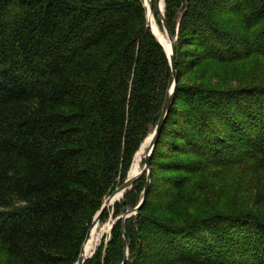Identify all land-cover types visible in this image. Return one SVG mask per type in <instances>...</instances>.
I'll return each instance as SVG.
<instances>
[{
    "label": "trees",
    "instance_id": "1",
    "mask_svg": "<svg viewBox=\"0 0 264 264\" xmlns=\"http://www.w3.org/2000/svg\"><path fill=\"white\" fill-rule=\"evenodd\" d=\"M164 6L177 85L150 190L138 214H117L111 256L101 244L84 264H264V71L182 81L207 62H264V0ZM171 78L144 0H0V264L78 263ZM249 163L263 173L252 202L242 200L252 185L240 196ZM146 185L143 175L126 193L132 209Z\"/></svg>",
    "mask_w": 264,
    "mask_h": 264
},
{
    "label": "rangeland",
    "instance_id": "2",
    "mask_svg": "<svg viewBox=\"0 0 264 264\" xmlns=\"http://www.w3.org/2000/svg\"><path fill=\"white\" fill-rule=\"evenodd\" d=\"M156 3H157V0H156ZM146 8H148V7H146ZM150 10L153 13L152 6H151ZM153 17H154V20H156L158 23L159 21L157 20L154 13H153ZM147 18L149 20V11L147 13ZM159 23H161V17H160ZM160 28L162 29L163 32H165L163 27H160ZM165 34H166V32H165ZM217 68L218 67L212 65L211 62H207L206 64L199 67L196 70V73H193V74L189 75L187 78H184L182 80L183 84H188V85L192 84L193 85V84H199V83L207 82L209 85H217L218 83H220V85H221L223 83V81H225L227 79V77L230 78V79H228L229 80L228 83H230V84H235V83L239 84L242 82V80L248 81V82L256 81L257 77L259 75H261V73L264 71V62L260 61L256 57H252L249 61L243 62L242 64L240 63V64L232 65V67L227 69V70L220 69V71H218ZM233 73L236 74L235 76H237V77L234 79H231V77H235V76H230ZM238 74H240V75H238ZM227 75H229V76H227ZM158 80L162 81L163 76L162 75L158 76ZM154 129L152 128L150 121L149 122L146 121L144 123V129L140 132V139L141 140H140L139 144L137 145V148L135 150V154H134V157L132 159V162L130 163L129 166H127L125 168V176L126 177L129 178L132 170L134 169L136 163L138 162V159H140V162H142L141 163L142 169L144 168L145 161H144L142 155L145 152L144 149L146 148L148 139L150 137H152V135H153ZM237 171L239 173H241L240 171H242V170L240 168H237ZM222 172H224V171H222ZM237 176H238V174H237ZM241 177H242L241 181L243 182V185L245 188L243 190L240 189V196L247 195L246 190L252 185L250 194L245 196V198L242 197V200H249L252 202V194L254 193L255 187L257 186V184H260L261 178H263V173L260 170H258V167H256L255 164L249 163L246 166L245 172L241 173ZM121 183L117 186L118 188L121 185ZM216 187H217V193L216 194L220 196L223 193V183L216 185ZM143 194H144V192H143ZM143 194H142V196H143ZM125 195L123 197H121L119 200H117V202L112 201L110 206L107 208V213H106L107 216L105 217V219L102 222H100L98 224L97 243H96L97 247H95V248L98 249V247L101 244L104 245L103 248L101 247L100 252H101V255L105 261L107 258H109L111 256L110 255L111 253L108 251V250H110L109 249L110 247H108L107 245H108V243L110 241V237H111V231L112 230H110V228L120 218V216L117 217V214L120 213V211H121V212H125L123 214V215H125L128 211L134 210V209H132V205L128 204L129 200L132 197H134V195L131 194L130 196H126V197H125ZM138 206H139V203L134 207L137 208ZM133 214L134 213H132L130 216L131 217L135 216ZM122 216H121V218H122ZM97 249H95V250L97 251ZM92 253H94V251Z\"/></svg>",
    "mask_w": 264,
    "mask_h": 264
},
{
    "label": "water",
    "instance_id": "3",
    "mask_svg": "<svg viewBox=\"0 0 264 264\" xmlns=\"http://www.w3.org/2000/svg\"><path fill=\"white\" fill-rule=\"evenodd\" d=\"M147 1L145 0V6L147 7ZM157 8H158V12L160 14L161 17V23L163 25V28L166 32V35L168 37V39L171 41V52L170 54L168 53V51L166 50L165 46H163V44L160 42V40L158 39V37L153 33V29L150 25V21L149 23V28L151 29L152 33L154 34V36L157 38V40L159 41V43L162 45V47L164 48L167 57L169 59V63L172 69V78L170 81V85H169V89L168 92L166 94V98H165V103L163 106V110L159 119V122L156 126V128L154 129L153 132V136H152V140L150 142L149 145V149L148 152L144 158L145 161V165L143 170L140 172L139 175H137L134 178L129 177L125 183L123 185H121L119 188H117L112 194L111 196H109V198L105 201L101 211L97 214V216L95 217L93 224L90 228V230L88 231L87 234V238L86 241L83 245V248L81 250V254L79 256V260L77 264H84L85 261L89 258H91L93 256V254L89 257L86 258L85 257V252H84V246L87 243V241L89 240L90 234H91V230L96 227V225H98L101 221V217L104 213V211L110 206V200L112 197H114L116 194L118 193H122V197L132 188V186L135 184V182L137 180H139L143 175H147V185L146 188L144 190V194H143V199L141 200L139 206L137 208H135L133 211H128L125 215L122 216L123 221H126L127 219H129L132 213H134L133 215L138 214V212L140 211V209L142 208V206L144 205L146 199H147V195L148 192L150 190V186H151V181H152V177H151V157L153 155V152L155 150V147L157 146L160 137H161V133L163 130V127L165 125V122L167 121V118L170 114V111L172 109V106L174 104V100H175V92H176V85H177V66H176V42H177V37L174 38L170 32V29L167 25L166 19H165V6H164V0H157ZM147 13H148V8H147ZM113 229V226L111 227V230ZM125 233V232H124ZM124 241H125V234H124ZM125 245H126V241H125ZM127 263V259H125L123 264Z\"/></svg>",
    "mask_w": 264,
    "mask_h": 264
},
{
    "label": "bare ground",
    "instance_id": "4",
    "mask_svg": "<svg viewBox=\"0 0 264 264\" xmlns=\"http://www.w3.org/2000/svg\"><path fill=\"white\" fill-rule=\"evenodd\" d=\"M151 1L152 0H148L147 1V7H148V11H149V21H150L151 27L153 29V33L158 37L160 42L163 44V46H165L166 50L170 54V52H171V41L168 39V37L165 34V32H163L162 29L159 27V24L157 23V21L154 20L153 13L150 10L151 9V5H152ZM151 140H152V137H150L148 139V141H147L146 148L144 149L145 152L142 155L143 159L145 158V156H146V154L148 152ZM141 163L142 162H140V159H138V162L136 163V165H135L134 169L132 170V172H131L129 177L134 178V177H136L137 175L140 174V172L143 170L142 166H141ZM122 195H123L122 193L116 194L114 197L111 198L110 204L112 203V201H116L117 202V200H119L122 197ZM97 230H98V225H96V227H94L91 230V234H90L89 240L87 241V243L84 246V252H85V257L86 258H89L92 254L94 255L95 252H96L95 249H97V248H95V247H97V244H96L97 243ZM110 230H111V228H110ZM93 251H94V253H92Z\"/></svg>",
    "mask_w": 264,
    "mask_h": 264
}]
</instances>
